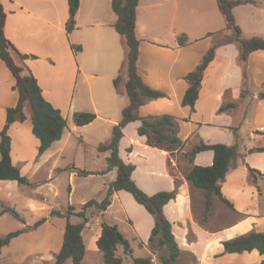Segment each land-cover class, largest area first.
<instances>
[{"label":"crops","instance_id":"1","mask_svg":"<svg viewBox=\"0 0 264 264\" xmlns=\"http://www.w3.org/2000/svg\"><path fill=\"white\" fill-rule=\"evenodd\" d=\"M1 1L7 14L5 34L20 53L28 55L14 53L15 59L24 66L25 73L36 76L44 97L59 108L67 120L71 115L74 117L75 112H94L97 115L94 121L101 119L105 131L109 128L112 131L122 118L123 108L130 102L125 87L127 76L122 75L119 90L114 85V79L125 66L127 50L123 37L113 26L117 15L112 0H80L76 26L71 32L66 29L68 0ZM241 6L246 7L249 37H264V0H249L234 7L236 21L245 34L246 27L237 13ZM196 10L197 15L193 13ZM220 32L232 34L217 0H140L136 26L140 39L139 73L147 84L166 92L167 96L145 103L139 113L174 116L179 136L185 142L180 153H187L199 141L237 145L234 166L221 182V191L233 208L219 200L209 213L206 225L196 219V216L203 217L204 196L200 189L192 187L185 171L192 164L212 165L213 150L200 151L192 164L182 158L181 163L186 167L182 170L178 154L172 155L147 144L146 137L137 132L141 122L136 120L124 128L119 154L125 162L135 164L132 177L148 194L176 190V197L164 206V212L181 249L180 264L184 257L191 258L184 264H262L264 255L258 250L224 253L223 241L251 231L264 232V152L252 151V148L264 147V99L259 97L260 91H264V50L249 55L248 77L245 78L237 44L219 45L205 70L194 109L182 104L188 88L185 76L218 41L216 34ZM179 34L187 35L185 45L179 44ZM73 44L81 45L82 49L74 50ZM14 86L15 78L0 58V131L6 124L7 109L18 103L19 93ZM244 88L249 91L246 97H242ZM228 102H235L237 106L220 112V107ZM94 121L82 126L75 122L71 127L67 124L62 138L38 156L40 140L32 131L31 116L27 113L24 121L13 122L8 129L14 164L27 177L30 173L35 176L47 164L51 172L63 170L57 160H53L56 155L52 152L53 146L58 141L64 140L66 145L72 137H83L76 133ZM101 153H105L106 164L86 171L90 172L88 176L96 173L101 177L109 176L110 183L117 172L107 170L109 153ZM249 167L260 173L254 178ZM79 170L80 167L71 166V180L79 175ZM29 181L31 183L30 178ZM101 185L106 187L103 182ZM69 190L74 191L71 182ZM123 193L125 190L117 191L112 203L115 198H121V194L126 199L128 194ZM137 207L139 217L129 218L133 241L138 240L139 247L148 255H154L148 247L154 216L143 205ZM122 208L129 217L127 208ZM101 230L95 229L94 241Z\"/></svg>","mask_w":264,"mask_h":264},{"label":"trees","instance_id":"2","mask_svg":"<svg viewBox=\"0 0 264 264\" xmlns=\"http://www.w3.org/2000/svg\"><path fill=\"white\" fill-rule=\"evenodd\" d=\"M249 0H217L219 9L224 16L227 28L231 30V35H224V40L216 41L203 55L197 66L190 71L185 79L188 88L183 96L182 104L189 105L194 109L199 97L200 88L204 73L210 62L214 59L216 49L219 45L227 42H235L240 51V62L244 66V77H248L247 61L249 55L256 50H264V37L252 36L244 37L241 26L237 23L234 15V7L248 2ZM140 0H112V8L117 15L114 28L123 37L126 46L127 80L125 87L130 102L122 110L121 120L113 126L112 135L108 141L100 142L97 146L99 152H108L107 170H117L115 179L110 183L106 195L101 201L91 199L83 204L79 211H75L74 205H68L66 216H79L83 221L72 223L68 220L64 233V239L56 256V264H65L71 259L72 264H83L87 247L83 237L85 224L89 221L87 209L95 205L101 211H105L112 204L114 194L120 190L130 192L135 200L143 205L145 209L154 216L155 225L152 229L148 247L153 254H160L158 258L162 264H179L181 249L172 230V223L164 212V206L176 197V190L159 191L148 194L138 186L132 177L136 168L135 164L125 162L119 154L120 140L124 136V128L132 121L139 120L141 123L137 132L146 137L147 144L167 150L172 155L178 154L185 146V142L179 136L178 121L170 114H156L142 116L139 109L145 103L158 98L166 97L167 93L147 84L138 69L140 39L136 33L137 7ZM69 18L66 29L71 32L76 26V14L80 7V0H68ZM6 11L0 0V58L4 60L15 78V89L19 93L16 106L7 109L6 124L0 131V180H14L20 184H30L29 178L24 175L20 168L14 164L11 156L12 138L8 129L13 122L24 121L27 113L32 120V131L40 140L38 156L48 150L52 144L61 139L67 127V119L59 108H56L48 101L43 93L38 79L33 73H25L24 66L15 59L18 53L24 57L28 55L20 53L11 40L5 34ZM178 42L185 45L188 42L186 34H179ZM76 51L82 49L81 45H72ZM122 83V74L114 79V85L119 90ZM248 89L243 90L242 97L248 95ZM259 97L264 99V91H260ZM237 106L235 102H228L222 105L220 112L231 110ZM94 112H75L74 122L79 125H86L96 118ZM235 131V129H234ZM130 150V148H129ZM204 150L214 151V161L212 165L202 166L192 164L197 153ZM252 151L264 152V147L252 148ZM238 155L237 145H227L225 143H205L199 141L185 153V158L192 166L185 171L186 179L192 187L200 189L204 196L203 217H197L201 225H206L209 213L216 205V200H220L228 207L233 208V204L223 195L221 182L225 179L227 172L234 166ZM178 157V156H177ZM178 162L179 159H178ZM180 164V163H179ZM181 165V164H180ZM181 169V166H179ZM254 178L258 169L249 167ZM81 175L90 172L79 170ZM7 211L18 216L17 211L9 207ZM64 215L63 212H56ZM42 219L36 223H43ZM20 232H10L5 236H0V251L8 245L11 239ZM98 250L101 252L105 264H123V257L118 255V248L121 246L125 254L133 252L130 240L119 230L116 224L102 223L101 234L96 241ZM224 253H242L244 251L258 250L264 255V232L251 231L235 238L223 241ZM133 264H155L151 255L134 257ZM264 264V260L262 261Z\"/></svg>","mask_w":264,"mask_h":264},{"label":"rangeland","instance_id":"3","mask_svg":"<svg viewBox=\"0 0 264 264\" xmlns=\"http://www.w3.org/2000/svg\"><path fill=\"white\" fill-rule=\"evenodd\" d=\"M238 9L239 21L246 27L244 37L250 35V23L247 12L244 8ZM195 15L198 11L193 12ZM196 18V17H195ZM238 23V22H237ZM239 24V23H238ZM240 25V24H239ZM85 30V29H84ZM89 32H93L89 29ZM224 32L216 34L218 41L224 40ZM127 76V70L122 67L118 74ZM101 119L94 121L85 129L76 133V139L72 137L69 144L64 145L63 141H58L52 148L54 161L63 170H50V164L36 174H29L31 183L29 185L20 184L14 180H0V236H5L10 232L19 231L10 243L0 251V264H56V256L61 249L64 233L68 220L72 223H79L83 219L76 215L66 216L68 205H74L75 211H79L84 203L91 199L104 198L109 187V176L101 177L99 174L79 175L71 180L69 174L72 165L80 167V170L99 168L106 164L105 153L98 151L100 142L107 141L111 136V128L105 131V125ZM68 127L74 125L73 115L67 120ZM75 135V134H74ZM74 143V144H73ZM185 153H178L179 166L184 170L186 167L181 163ZM75 158V159H74ZM74 159V162H73ZM184 166V167H183ZM117 172L116 169H113ZM74 186V191L70 193L69 183ZM105 183L103 187L101 183ZM126 199L121 194V198H115L114 203L106 211H101L95 205L88 207L87 216L89 221L85 224L83 237L86 243L87 252L83 264H105L101 252L94 241L95 229L101 230L102 223L116 224L119 230L130 240L133 252L125 254L123 248H118V255L123 257V264H133L134 257L147 256V252L139 247L138 240H134V231L131 227L130 217H139L140 211L133 195L125 190ZM123 193V194H125ZM216 201H219L218 199ZM127 202H130L127 203ZM126 203V204H125ZM221 203H223L221 201ZM136 204V205H134ZM127 205V206H126ZM122 206L128 210L125 213ZM14 208L18 216L7 208ZM56 212H63L59 215ZM103 212V213H102ZM42 219L45 221L39 225L36 223ZM143 244L141 243L140 246ZM157 254H150L155 264H162ZM191 258H183L181 264L187 263ZM65 264H72L71 259ZM180 264V263H179Z\"/></svg>","mask_w":264,"mask_h":264}]
</instances>
